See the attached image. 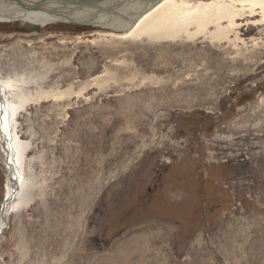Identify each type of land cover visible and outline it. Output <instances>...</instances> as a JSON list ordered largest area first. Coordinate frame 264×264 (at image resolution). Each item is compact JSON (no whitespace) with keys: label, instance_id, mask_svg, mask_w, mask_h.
Wrapping results in <instances>:
<instances>
[{"label":"rangeland","instance_id":"374dc122","mask_svg":"<svg viewBox=\"0 0 264 264\" xmlns=\"http://www.w3.org/2000/svg\"><path fill=\"white\" fill-rule=\"evenodd\" d=\"M29 27L0 24V79L34 100L13 119L27 184L0 264H264V29Z\"/></svg>","mask_w":264,"mask_h":264},{"label":"bare ground","instance_id":"6f19581e","mask_svg":"<svg viewBox=\"0 0 264 264\" xmlns=\"http://www.w3.org/2000/svg\"><path fill=\"white\" fill-rule=\"evenodd\" d=\"M131 1L114 0L111 1V5L117 6L122 3L121 8H125L124 12L136 14L146 4L142 0L135 3ZM130 2L133 4L131 5ZM48 18L37 13L29 16L28 20L46 24L43 27L47 28L50 24L47 23ZM244 21L246 23L242 24L241 22ZM2 22L6 23L0 21V24ZM110 25L125 27L127 23L115 20ZM244 26L264 29V0H199L196 3L184 0H159L144 12L130 29L123 32L110 31L107 35L121 39H149L158 42L178 41L182 38L192 40L199 36H212L214 39L226 43L232 35H236L238 38L239 30ZM14 92L17 94L12 97L11 94ZM60 95L64 97L66 92L60 93ZM42 96L49 97L47 93ZM52 96L56 97V95ZM32 101H34L32 96L24 94L20 85L0 79V133L3 136V141H1L6 146L7 156L5 159L8 167L5 194V199L7 197L8 202L3 203L6 205V210L4 215H0V236L2 237L0 247L4 240L10 214L18 213L22 205L25 204L23 191L27 183L17 149L18 141L22 143V140L18 138V134H15L13 119L16 117L15 115L19 116V111L22 113ZM15 183L19 184V187L15 188Z\"/></svg>","mask_w":264,"mask_h":264},{"label":"water","instance_id":"95a60500","mask_svg":"<svg viewBox=\"0 0 264 264\" xmlns=\"http://www.w3.org/2000/svg\"><path fill=\"white\" fill-rule=\"evenodd\" d=\"M111 1L114 0H0V21L9 24L15 23L19 28H22L23 25H33V27L26 29V32L31 33L43 29V25L46 26V24L28 20L29 16L40 13L49 17L48 24L70 22L76 26L123 32L135 25L139 17L159 0H142L146 4L136 14L124 12L125 8H121L122 3L113 6ZM136 1L140 2V0H132L131 2L135 3ZM87 14L88 17L85 16ZM115 20L126 22L127 25L125 27L111 26L110 23ZM14 186L17 188L19 184L16 185L15 183ZM5 202H8L7 197ZM5 210L6 205L2 204L0 215H4ZM1 240L2 237L0 236Z\"/></svg>","mask_w":264,"mask_h":264}]
</instances>
